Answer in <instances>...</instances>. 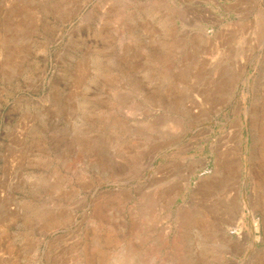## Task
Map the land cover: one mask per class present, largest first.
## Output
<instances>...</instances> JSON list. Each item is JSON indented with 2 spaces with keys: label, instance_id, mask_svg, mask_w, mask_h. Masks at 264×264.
Segmentation results:
<instances>
[{
  "label": "rangeland",
  "instance_id": "1",
  "mask_svg": "<svg viewBox=\"0 0 264 264\" xmlns=\"http://www.w3.org/2000/svg\"><path fill=\"white\" fill-rule=\"evenodd\" d=\"M263 160L264 0H0V264H264Z\"/></svg>",
  "mask_w": 264,
  "mask_h": 264
},
{
  "label": "bare ground",
  "instance_id": "2",
  "mask_svg": "<svg viewBox=\"0 0 264 264\" xmlns=\"http://www.w3.org/2000/svg\"><path fill=\"white\" fill-rule=\"evenodd\" d=\"M152 150H153L152 148L146 147V148L141 150L139 155H140V157L149 156L151 154ZM132 160H133L132 158H127V162H125V163H123V165L119 166L120 170L126 169V166H128V163H131ZM227 166H229V165H227ZM213 186H211V187L213 188ZM222 190H224V188H222ZM207 192H204V193L207 194ZM205 197H207V196L205 195ZM102 205H103V203L97 204L95 206V211H94V216L100 220H103V215H102L103 206ZM209 210H210V214H211L209 216V219L206 218L201 222V224L200 223H198L199 225L197 224L199 226V228L195 231L196 235L195 236L193 235L195 238H193L194 243L192 244V246L189 249V257L187 259V261H189L188 264H210V261H211L210 258L215 253V248H216L215 246H216V244H218L217 243L218 241H220L222 249H224V251H223L224 254H227V249L229 248V237L227 236V231H228L227 227L228 226L227 227L222 226L223 230L221 231L220 234L217 235L215 232V229L212 227V224L215 223V221H214L215 212L214 211L217 209L214 210V208H212ZM223 211H224L223 212V219L221 221H223L224 225H229L230 217L232 216L230 213V210L225 209ZM229 214L231 216H229ZM180 215L181 214H179V217L177 218V230L179 231L180 236H179V238L177 237V239H175L173 242V245L175 246V247L174 246L173 247L175 248L176 251L180 250L181 247L183 246V245L181 246L182 239H181L180 231L186 232L188 230V227H190L192 225V222H193L191 220V216H189L188 214L187 215L182 214L181 216ZM170 232H172V229H170ZM104 260H105V258L101 257V263L100 264H102V261H104ZM90 264H97V263H96V261H91Z\"/></svg>",
  "mask_w": 264,
  "mask_h": 264
}]
</instances>
